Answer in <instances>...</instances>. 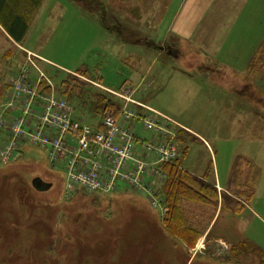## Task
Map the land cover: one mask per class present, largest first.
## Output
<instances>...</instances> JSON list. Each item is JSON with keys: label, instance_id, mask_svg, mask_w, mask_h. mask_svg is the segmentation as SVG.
Masks as SVG:
<instances>
[{"label": "rangeland", "instance_id": "1", "mask_svg": "<svg viewBox=\"0 0 264 264\" xmlns=\"http://www.w3.org/2000/svg\"><path fill=\"white\" fill-rule=\"evenodd\" d=\"M249 5L246 0H46L22 44L13 43L0 26V153L12 124L5 107L11 81L33 53L43 59L33 61L57 91L66 81L104 93L124 90L118 93L199 133L213 148L224 179L228 158L242 151L238 140L249 130L252 136L264 133V32L254 44L257 31H251V48H260L245 65V77L232 62L237 53L233 57L228 50L241 36L237 29L233 34V26L264 28V16ZM236 13L240 16H231ZM84 116L89 125L101 121ZM138 130L149 136L142 126ZM188 147L184 169L202 173L204 165L213 166L201 144ZM210 167L200 178L193 176L212 185ZM0 171V264H262L259 246L244 242L237 231L236 214H242L250 191L241 182L235 184L237 194L218 192L210 206L182 202L188 230L170 227V235L144 191L79 189L67 199L65 175L52 167L44 148L24 144L9 163L0 159ZM36 179L51 187L36 190ZM241 190L248 197L239 195Z\"/></svg>", "mask_w": 264, "mask_h": 264}, {"label": "built area", "instance_id": "2", "mask_svg": "<svg viewBox=\"0 0 264 264\" xmlns=\"http://www.w3.org/2000/svg\"><path fill=\"white\" fill-rule=\"evenodd\" d=\"M29 55V66L11 81L6 100L12 124L9 143L1 153L3 162L10 161L23 143L38 146L48 151L52 167L65 173L68 192L110 193L128 185L146 191L152 207L166 214L164 201L154 194V183L165 177L160 166L173 165L181 158L178 125L126 93L116 94L125 101L121 113L107 114L104 129H94L75 116L66 99L56 95L35 65V56ZM32 69L40 74L37 80L32 78ZM43 80L52 92H42ZM130 104L143 111L129 109ZM135 121L152 133L150 139L137 136Z\"/></svg>", "mask_w": 264, "mask_h": 264}, {"label": "trees", "instance_id": "3", "mask_svg": "<svg viewBox=\"0 0 264 264\" xmlns=\"http://www.w3.org/2000/svg\"><path fill=\"white\" fill-rule=\"evenodd\" d=\"M45 1L0 0V26L13 42L22 44L25 41ZM259 54H257V57H259ZM254 60L256 59L254 58ZM78 82L79 86L83 88V84L80 81ZM74 84L67 81L64 82L63 89L59 91V95L65 97L71 103H77L78 108H80L79 110L82 113L85 111L84 115H93L103 120L110 111L115 115L121 112L123 107L122 103L106 92L104 93L94 88V91L90 88H87L88 90L84 88L81 90L80 88L77 89L78 84L73 86ZM45 85L44 82L43 87ZM45 92H49V89H46ZM86 112L89 114H86ZM99 127L103 129L101 125ZM177 135L183 156H185L188 153V138L191 136L189 133L180 129L177 130ZM161 169L166 176V180L157 189V195L165 200V204L169 209L168 214L164 217L163 225L165 230L170 235H172L170 227L182 228L187 231V223L182 213V202L194 200L199 204L210 206L209 203H212V201L217 202L218 190L213 185L202 184L190 172L182 170L180 162L173 165H163ZM241 175V165L238 163L233 172V182L235 184L237 183L238 185L241 182ZM235 194L237 193L235 192ZM238 194L242 195V197H248L244 196L246 194H243L242 190ZM250 198L251 195H249L248 200ZM260 254L263 259L262 264H264V252L261 251Z\"/></svg>", "mask_w": 264, "mask_h": 264}, {"label": "crops", "instance_id": "4", "mask_svg": "<svg viewBox=\"0 0 264 264\" xmlns=\"http://www.w3.org/2000/svg\"><path fill=\"white\" fill-rule=\"evenodd\" d=\"M246 1L250 2L249 5L250 11L252 9H257L260 16H264V6H263L264 0H246ZM261 2L263 7H261V11H260ZM231 16H240V15L236 13L235 15H231ZM235 29H237L238 32L241 33V36H239L238 34L237 38L234 39L231 44H229L228 50L230 49L232 51V54H234L232 55L233 57L235 56V53H237L238 57L233 59L232 62L235 61L233 64L240 66L238 70L241 73L243 71L244 72L246 71L245 65H248L250 63V58L252 57V54H254V52L256 53L255 50H258L260 48L258 47L257 49L253 50L251 47L259 40H261L260 39L261 36H259V34L261 32V29L264 32V28L261 27L252 28L251 26H249L248 28L244 26H241V28H235L233 26L232 27L233 34L235 33L234 31ZM251 31H257V35H254L255 36L254 44H252ZM254 48L256 47L254 46ZM244 52H246V54ZM225 75L221 74L220 76L224 79ZM242 76L245 77V73L242 74ZM232 77L234 80L237 79L236 76H234L233 72H232ZM230 78L231 76L230 77L228 76L227 80H229ZM150 86L151 84L148 85V87ZM103 88L105 87L103 86ZM106 90H111V89L106 88ZM149 107L154 109L158 113L162 114L163 116L172 119L171 116H169L164 112H161L159 109L151 106ZM172 120L175 121L174 119ZM177 123L186 132H188L191 135V137L188 138V141L190 143L196 141L198 142V144H201L206 151L209 152L211 156L210 163L213 162V166L211 167L210 165L208 166L210 168H213L212 171L213 183L211 182V184L215 186L220 191L221 194L225 193L227 194L228 197H230L231 193L235 192L236 185L235 182H233V172L236 165L240 163L241 171H242L241 183L243 185L244 190L249 191L247 187L250 188L249 195H251V198L247 201L248 203L245 204V209L243 210L242 214L240 213L236 214L238 216H241L239 219V228L237 229V231L241 233L240 235L243 237L244 242L247 241L249 244L258 245L260 250L264 252V133L259 136H254V135L252 136L249 130L243 137H241V140L240 139L238 140L239 144H242L243 146L242 148L243 152L242 151H240V153L234 152L232 153L230 158H228V161L230 160L231 163H228V165H226L227 170L225 172L224 179H222L220 175L219 166L215 162L216 156L214 154L213 148L211 147L207 139H205V137H203L199 133L193 132V130L187 127L186 125H183L179 122ZM235 126H239L240 128L247 126L249 128V125L244 123H237L235 124ZM191 138H193L194 140H191ZM188 152H189V147H188ZM186 156L187 155H185V157ZM208 167L206 168V165H204V167L202 168V173H194L193 171H189V172L192 175L200 178L202 175H204ZM216 220L218 221V216ZM216 220H214L213 222H215ZM232 220L233 217L231 218L230 216L227 222L228 228L229 226L230 228L233 226ZM208 233L209 232L204 233V236H208Z\"/></svg>", "mask_w": 264, "mask_h": 264}, {"label": "water", "instance_id": "5", "mask_svg": "<svg viewBox=\"0 0 264 264\" xmlns=\"http://www.w3.org/2000/svg\"><path fill=\"white\" fill-rule=\"evenodd\" d=\"M33 187L40 191V190H43L44 188H50L51 185H46L44 186V184L42 183V181L40 179H36L34 182H33Z\"/></svg>", "mask_w": 264, "mask_h": 264}, {"label": "flooded vegetation", "instance_id": "6", "mask_svg": "<svg viewBox=\"0 0 264 264\" xmlns=\"http://www.w3.org/2000/svg\"><path fill=\"white\" fill-rule=\"evenodd\" d=\"M227 264H229V262H227Z\"/></svg>", "mask_w": 264, "mask_h": 264}]
</instances>
